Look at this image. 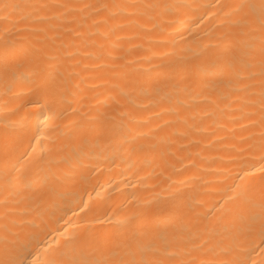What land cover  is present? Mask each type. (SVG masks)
Returning <instances> with one entry per match:
<instances>
[{
  "label": "bare ground",
  "instance_id": "obj_1",
  "mask_svg": "<svg viewBox=\"0 0 264 264\" xmlns=\"http://www.w3.org/2000/svg\"><path fill=\"white\" fill-rule=\"evenodd\" d=\"M0 264H264V0H0Z\"/></svg>",
  "mask_w": 264,
  "mask_h": 264
}]
</instances>
